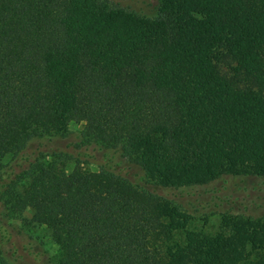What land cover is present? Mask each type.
Masks as SVG:
<instances>
[{
  "label": "trees",
  "instance_id": "16d2710c",
  "mask_svg": "<svg viewBox=\"0 0 264 264\" xmlns=\"http://www.w3.org/2000/svg\"><path fill=\"white\" fill-rule=\"evenodd\" d=\"M0 0V174L44 136L121 164L37 155L0 195L33 210L54 264H264V212L209 234L165 191L264 178V0ZM95 157V158H96ZM261 188V187H260ZM0 264H10L0 254Z\"/></svg>",
  "mask_w": 264,
  "mask_h": 264
},
{
  "label": "rangeland",
  "instance_id": "374dc122",
  "mask_svg": "<svg viewBox=\"0 0 264 264\" xmlns=\"http://www.w3.org/2000/svg\"><path fill=\"white\" fill-rule=\"evenodd\" d=\"M135 13L153 16L157 0H110ZM84 123L72 121L66 137L44 136L30 142L27 149L16 157H7L0 174V195L15 177V173L37 155L65 161L69 170L77 160L91 170L99 164L115 167L121 164L120 153L106 149L102 154L92 147H79L76 140ZM96 157V158H95ZM261 187V188H260ZM165 193L177 200L187 214L188 229L213 234L224 228L227 220L239 215L253 219L264 212V178L256 176L219 178L203 186L168 189ZM33 210L18 215H7L0 202V254L10 264H54L57 245L45 225L33 222Z\"/></svg>",
  "mask_w": 264,
  "mask_h": 264
}]
</instances>
